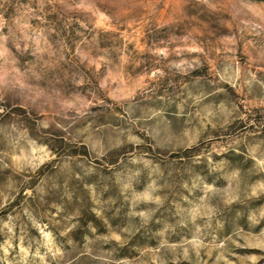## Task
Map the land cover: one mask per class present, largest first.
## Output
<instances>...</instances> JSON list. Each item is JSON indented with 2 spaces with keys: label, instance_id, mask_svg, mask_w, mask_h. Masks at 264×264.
<instances>
[{
  "label": "rangeland",
  "instance_id": "1",
  "mask_svg": "<svg viewBox=\"0 0 264 264\" xmlns=\"http://www.w3.org/2000/svg\"><path fill=\"white\" fill-rule=\"evenodd\" d=\"M0 264H264V0H0Z\"/></svg>",
  "mask_w": 264,
  "mask_h": 264
}]
</instances>
